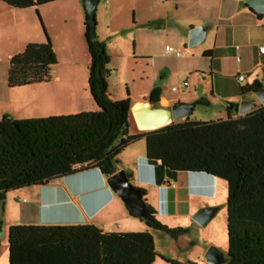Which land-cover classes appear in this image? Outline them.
<instances>
[{
  "label": "trees",
  "instance_id": "1",
  "mask_svg": "<svg viewBox=\"0 0 264 264\" xmlns=\"http://www.w3.org/2000/svg\"><path fill=\"white\" fill-rule=\"evenodd\" d=\"M1 1L10 8L27 9L56 0ZM36 15L45 41L28 43L9 59V89L48 82L57 63L37 11ZM95 27L84 11L87 89L96 110L43 118H0V210L9 191L43 187L93 169L108 177L116 172L113 162L122 149L144 139V157L150 163H159L174 173H206L227 184V264H264V106L241 117L212 122L184 118L156 130L131 134L130 128H135L130 113L133 104L128 94L120 100L109 96V56ZM261 86L255 81L240 87L239 95ZM159 97V88H154L147 102L156 103ZM140 192L144 195L143 190ZM147 210L148 218L143 220L148 229L170 232L154 209L147 206ZM76 224L10 225L7 263L152 264L157 256L148 230L115 233L103 232L92 223Z\"/></svg>",
  "mask_w": 264,
  "mask_h": 264
},
{
  "label": "rangeland",
  "instance_id": "2",
  "mask_svg": "<svg viewBox=\"0 0 264 264\" xmlns=\"http://www.w3.org/2000/svg\"><path fill=\"white\" fill-rule=\"evenodd\" d=\"M104 1L100 0V5H103ZM153 1L160 3V0ZM218 1L203 0L209 9L207 14L209 18L215 17ZM193 5H196V0H185L182 9L180 7L181 12L180 9L176 11L173 8V13H170L171 18L173 17V20H175L177 17L182 18L188 15V12L192 14L197 10V7L193 8ZM157 7L158 10L153 14L160 15L159 13L162 7L160 8L159 4H157ZM96 14L98 15V9L95 12ZM143 14L145 15L144 12ZM120 15L110 16L109 28L104 25L100 29L104 35L109 36V40L103 43H105L106 52L109 56V63L106 65V69L108 70L107 82L109 93L114 98L121 97L124 99L126 98V94H128L132 102L144 101L154 88L167 90L168 94L178 99L189 96L190 99H196L195 102H189L195 106L191 114L185 118L188 121L196 122H212L226 120L227 117L232 118L236 115L235 109H227V104L237 105L241 99L255 100L251 93L241 95L235 101L220 100L216 94H212L213 81H217V84L222 83L221 86L227 90H236L238 86H242L243 84L236 82L232 78L227 81L215 78L212 81L208 71L209 61L202 58L201 54L197 52V50L206 46L212 40L213 36L211 34L201 44L189 48L187 46V40L184 44H179L174 39V35L171 32H167L170 28H167L165 21L162 20V22H157L163 24L157 25L159 28H157L158 31L154 34V42H135L138 31L131 27L133 20L132 11L126 15V22L129 24L128 28L125 26V21ZM199 15L200 17H206V13L202 11V8H199ZM41 23L47 35L50 33L51 38L49 40L51 44H54L53 49L56 54L57 63L50 71L51 80H53L56 75L60 74L62 76V73L67 70L66 63L69 61V55L63 49V42L65 32L68 29H66V26L60 19H54L51 20L48 33L42 21ZM67 23L70 24L69 20H67ZM171 23L172 25L176 24L174 21ZM180 23L183 27L187 26L185 20L180 21ZM37 24L40 30V39L44 42V35L38 20ZM75 32L76 30L72 29L70 32L72 35L70 34L69 36L75 37ZM10 36L9 34L8 37H2L1 41H8L11 38ZM83 42L85 44L84 37ZM84 46L86 55L89 58L86 45ZM166 46L187 53L190 59L186 61L184 60L185 57H182V60L176 58L173 53L165 51ZM145 55L146 57H150V59L144 58ZM239 55L242 57L241 52H239ZM225 63L228 73H232L236 69L234 59H227ZM4 74L6 77L7 68L3 70V74L1 70V78L2 76L4 77ZM185 81L188 84L186 89H179L175 92L171 90L173 87H181ZM85 94L87 93H80V96L77 94L75 100L72 96L67 97L65 102H62V106H75L74 104L78 105L77 101L85 103L82 98ZM203 94L205 96H202ZM80 99L81 101H79ZM202 99L204 101L201 104H196ZM140 106L141 104L134 105L131 112ZM83 107H85L84 104ZM83 107L82 109H85ZM135 128L131 127L129 133H135V130H137ZM144 154V139L136 140L122 149L116 156L113 166L116 171H123L128 176L129 183L133 187L144 191V200L148 207L154 210L157 209V193L160 194L158 198L161 199L164 197L167 211L165 214H159L157 219L170 232L160 229H148L145 221L131 216L122 201L114 195L113 203L103 205L100 210L94 212L90 218L85 220L82 219L81 213L73 210L72 207L64 203H55L56 205L51 207L47 206L48 202L38 187H26L20 189V191H9L5 194L4 204L0 210V264H8L7 240L10 223H28L26 214L22 213V208L32 204L38 198L49 207H46L44 212L47 213L50 209L54 210L48 213L52 216L50 220L54 223L52 225H68V223L75 222L77 223L76 225L92 223L103 232L115 233L148 230L152 235L154 251L157 254L152 264H169L168 261L179 264H207L204 260V254L210 247L226 253L227 184L219 179H214L213 181L208 180L210 184L208 193L204 191L203 193L192 191L193 182L186 173L170 172L160 165H153L156 168L155 179L157 178L153 186L139 184L136 180L134 168L138 162L136 157ZM65 183L72 185L68 181ZM162 186L163 188L161 189ZM86 192L80 190L82 195L77 200V206L80 212L87 209V203L89 204L91 197L100 198L101 195L99 192L87 195ZM47 197L49 198V195ZM60 199L62 200V197L58 198V196H55V201L60 202ZM89 205L92 206V204ZM203 209H213L214 213L205 226H200L192 217Z\"/></svg>",
  "mask_w": 264,
  "mask_h": 264
},
{
  "label": "crops",
  "instance_id": "3",
  "mask_svg": "<svg viewBox=\"0 0 264 264\" xmlns=\"http://www.w3.org/2000/svg\"><path fill=\"white\" fill-rule=\"evenodd\" d=\"M184 2L185 0H160V3L153 0H105L103 5H100V0H98L96 8V11L98 9V15H95L97 38L101 42L109 40V36L104 35L100 29L104 25L109 28L110 16L112 17L116 14H121L120 16H122L125 21V26L128 28L129 24L126 22V15L130 11L133 13L131 27L138 31L135 42H154V34L158 31L157 28H159L157 25L163 24L157 22H162V20L165 21L167 28H170L167 32H171L179 44L185 43L191 29L203 27L206 30L205 39L210 34L213 38L206 46L197 50V52L201 54L202 58L209 61L208 71L212 81L215 78L224 81L232 78L238 82L236 79L238 75L244 77L242 82H238L243 85L238 86L236 90H227L221 86L222 83L217 84V81H213L212 94H216L220 100L235 101L241 96L237 90L240 87L248 86L255 81L264 86V54L260 55L258 52V47L264 44V17L259 19L256 14L245 6L243 0H219L217 9L215 10V17L209 18L207 15L209 9L203 0H196V5H193V8L197 7L195 12L192 14L188 12V15L182 18L177 17L178 19L173 20V17L171 18L170 15V13H173V8L176 11L180 7L182 9ZM157 4H159L160 8L162 7L160 9V15L153 14L158 10ZM199 8H202V11L206 13V17H200ZM36 11L47 32L51 26V20L54 19H60L66 26V29H68L65 32L63 42V46L65 47L63 49L69 55V61L66 63L67 70L62 73V76L58 74L53 80L50 79L46 83L9 89L7 87V74L6 77L4 74V77L2 76L1 78V70L3 74V70L7 68L5 66H8L9 59L13 55L20 53L28 43H43L40 39L41 35L37 24L38 18ZM83 17V0H56L37 8L27 9L10 8L0 0V118L3 115H9L14 119L43 118L48 116L73 115L95 110L94 103L87 92L89 58L86 55L85 44L83 42ZM67 20H69L70 24L67 23ZM182 20L187 22L186 27H183L180 23ZM173 21L176 24L172 25L171 22ZM71 28L76 30L75 37L69 36L71 34ZM9 34L11 38L8 41H1L2 37H8ZM48 35L51 38L50 33ZM52 46L54 47V44ZM239 52H241L242 57H240ZM182 57H185L184 60L186 61L190 59L185 52H183L182 56L176 58L182 60ZM236 57H238V60H236ZM144 58L150 59L146 55ZM227 59H234L236 62V69L232 73H228L226 68L225 62ZM159 90L160 97L158 102L162 106L169 107L173 104L181 103L193 104L189 102H195L196 100L194 98L190 99L189 96L178 99L168 94L167 90ZM84 92L87 93L82 97L85 103L78 102L76 98L79 106L77 104H74L75 106H62V102H65L67 97L72 96L75 100L77 94L80 96V93L83 94ZM109 96L112 100L122 99L121 97L114 98L110 93ZM202 96H205V94ZM129 99L133 104L131 109L136 104L143 105L147 103V98L144 101L133 102L130 97ZM83 104L85 107H83ZM82 107L85 109H82ZM235 107L236 105H234L233 109ZM144 159V155H138L136 157V160H138L134 168L136 178L141 177V168L143 166L145 167ZM155 165L159 166V163H155ZM145 168L143 177L150 181L152 180L151 171L153 168L151 166ZM154 173L156 177L155 167ZM189 177L193 182L192 191L202 193L204 191L208 193L210 184L207 178ZM105 179L106 177L98 170L93 169L53 181L46 186L38 188L47 200V206L51 207L59 203H64L72 207L73 210L81 213L82 219L86 220L94 212L100 210L103 205H110L114 201L113 194H111L105 185ZM67 181L69 183L71 182L72 185L66 184L65 182ZM80 190L87 191V195L94 192L101 194L100 198L91 197L89 204H92V206L87 203V209L81 212L77 206V200L82 195ZM156 192L158 191L156 190ZM48 195L49 198L47 197ZM55 196H58V198L62 197V200L60 199V202L55 201ZM158 196L160 194L157 193V209L154 211L159 216V214L166 213L167 207L164 197L160 199ZM47 206L41 202L40 198L32 204L26 207L24 206L22 213L26 214L27 222L29 221L26 224H54L53 221H50L52 216L48 214L54 210L50 209L49 212H44ZM13 224L16 223H10V225Z\"/></svg>",
  "mask_w": 264,
  "mask_h": 264
},
{
  "label": "water",
  "instance_id": "4",
  "mask_svg": "<svg viewBox=\"0 0 264 264\" xmlns=\"http://www.w3.org/2000/svg\"><path fill=\"white\" fill-rule=\"evenodd\" d=\"M244 4L256 15H264V0H243ZM98 0H83L84 11L88 16L90 25L95 24V12ZM206 37V30L203 27H196L189 31L187 46L189 48L201 44ZM255 100L241 99L235 107L236 115L241 117L259 106H264V86L251 92ZM194 104H173L169 107L162 106L159 102L145 103L131 112L135 127L139 131H150L169 125L171 122L184 119L191 114ZM228 109H233V104H227ZM192 177L209 176L206 173H186ZM216 178V177H214ZM105 185L125 207L141 219L148 218L147 205L144 195L140 190L135 189L130 183L128 176L123 171H116L106 177ZM214 213L213 209H203L193 215V220L200 226H205ZM207 264H227V252L223 253L210 247L204 254Z\"/></svg>",
  "mask_w": 264,
  "mask_h": 264
},
{
  "label": "clouds",
  "instance_id": "5",
  "mask_svg": "<svg viewBox=\"0 0 264 264\" xmlns=\"http://www.w3.org/2000/svg\"><path fill=\"white\" fill-rule=\"evenodd\" d=\"M144 164H145V167H147V166H151L152 168H153V170L151 171V176H152V180H150V181H148L147 179H144V166L141 168V177L139 178H136V180H137V182L139 183V184H142V185H150V186H153L155 183H156V179H155V173H154V166L153 165H155V163H150L146 158L144 159ZM146 169V168H145ZM143 177V178H142ZM207 179L208 180H211V181H213L214 179H216V178H214L213 176H207ZM156 214L158 215V213L156 212Z\"/></svg>",
  "mask_w": 264,
  "mask_h": 264
},
{
  "label": "built area",
  "instance_id": "6",
  "mask_svg": "<svg viewBox=\"0 0 264 264\" xmlns=\"http://www.w3.org/2000/svg\"><path fill=\"white\" fill-rule=\"evenodd\" d=\"M165 51L173 53L175 57H180L183 54L182 51H179V50H176V49H172L171 47H168V46L165 47ZM258 52H259L260 55H263L264 54V46H262V45L259 46L258 47ZM236 60H238V57H236ZM236 79H237L238 82H242L244 77L242 75H238ZM186 87H187V83L184 82L181 87H179V88L173 87L171 90L172 91H176V90H179V89L183 90V89H186Z\"/></svg>",
  "mask_w": 264,
  "mask_h": 264
},
{
  "label": "flooded vegetation",
  "instance_id": "7",
  "mask_svg": "<svg viewBox=\"0 0 264 264\" xmlns=\"http://www.w3.org/2000/svg\"><path fill=\"white\" fill-rule=\"evenodd\" d=\"M135 189H137V187H134Z\"/></svg>",
  "mask_w": 264,
  "mask_h": 264
}]
</instances>
